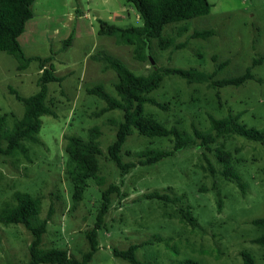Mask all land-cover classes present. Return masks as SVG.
Listing matches in <instances>:
<instances>
[{
    "label": "rangeland",
    "instance_id": "rangeland-1",
    "mask_svg": "<svg viewBox=\"0 0 264 264\" xmlns=\"http://www.w3.org/2000/svg\"><path fill=\"white\" fill-rule=\"evenodd\" d=\"M208 1L212 5L208 15L166 26L163 38L172 41L170 47L163 49L152 40L151 48L140 54L135 45L99 35V21L119 27L143 25L134 5L126 0H37L33 4V19L20 38L21 47L26 57H51L47 67L54 65L63 81L48 85L45 105L55 116L41 117L38 141H23V152L0 155V214L15 206L16 192L37 199L40 218L51 213L42 249H63L81 260L90 250L86 234L95 227L102 193L114 185L119 191L110 195V208L98 231L99 249L89 264H129L112 250L146 242L151 244L142 246L137 257L149 264L186 260L244 264L243 253L264 264V242H259L264 228L253 224L264 219V145L229 134L219 136L207 151L199 148L200 141L193 135V128L209 132L210 116L232 115L247 129H264V0ZM196 31L214 34L193 38ZM106 56L121 61L137 76L166 69L211 74L209 82L167 75L149 96L165 109L145 105L146 115L167 128H179L195 144L155 164L137 165L122 177L108 148L116 139L123 111L99 116L106 103L87 92L102 84L119 99L114 88L117 75L106 65ZM19 67L14 57L0 52V117L6 130L25 111L11 90L23 98L39 91V62ZM248 69L254 78L241 86L212 83L237 78ZM94 128L99 130L93 140L101 149L99 176L105 183L89 180L82 201L76 203L67 175L66 139L75 136L88 142ZM172 147L170 137L148 138L134 131L120 155L124 163H139L147 151ZM217 149L231 154L234 178L224 175ZM206 157L216 170L214 175ZM155 193L171 199L148 198ZM32 239L23 225L0 222V264H27Z\"/></svg>",
    "mask_w": 264,
    "mask_h": 264
},
{
    "label": "trees",
    "instance_id": "trees-1",
    "mask_svg": "<svg viewBox=\"0 0 264 264\" xmlns=\"http://www.w3.org/2000/svg\"><path fill=\"white\" fill-rule=\"evenodd\" d=\"M36 1L0 0V52H5L14 57L20 64V69H24L30 63L37 61L41 70V76L38 80L39 91L36 94L23 98L11 90L15 98L24 105L25 111L23 117L14 124L11 130H6L4 118L0 117V155H13L16 152H23V141H38L37 135L42 127L41 117L45 115L55 116L50 108L45 105L47 89L50 83H62L63 80L56 75L54 65L51 64L47 67V64L52 61L51 57L44 59L26 57L20 43L27 23L33 19L32 6ZM126 2L134 5L143 25L141 27H119L99 21V35L117 37L122 43L135 45L139 54L145 53L151 48L152 40H158L163 49L170 47L172 41L163 38L166 26L208 15L212 7L208 0H126ZM213 34V31H196L192 37L205 39ZM68 45L70 44L65 43V46ZM104 60L106 65L111 67L117 75L118 81L114 88L119 99L111 96L102 84L87 89V92L106 103V107L98 113L99 116L112 110L123 111V121L118 124L116 139L108 148V155L116 163L122 177L137 165L155 164L195 144L193 138L179 128L175 126L167 128L155 118L146 115L145 105L151 104L165 109V105L149 96L161 86L164 77L167 75H178L189 82H209L212 79L211 74L196 69H166L154 71L148 76H137L117 59L106 56ZM253 78L254 76L248 69L244 75L237 78L223 79L212 83L215 87H238ZM209 120V132L204 133L193 128L194 137L200 141L199 148L209 151L219 136L229 134L240 135L264 145V129L261 131L247 129L238 122L239 117L228 115L225 118L216 119L210 116ZM134 131L148 138L170 137L173 147L170 151H147L143 155L144 159L140 160L139 163H124L120 154L127 138ZM90 133L88 142L75 136H69L66 139L64 152L67 158V175L73 185L72 200L76 203L82 201L84 193L89 187V180H95L99 185L105 183V179L99 176L98 156L101 155V149L93 140L94 136L99 134V130L94 128ZM3 142L6 143L5 148ZM216 154L218 162L225 167L224 175L227 178H234L231 170V154L223 149H217ZM206 161L210 172L214 175L216 173L215 168L207 157ZM118 191V186L111 185L102 193V204L96 217L95 227L86 234L90 250L83 255L81 260L71 257L63 249H42V238L47 232L51 213L48 218L41 219L39 201L28 193L16 192L14 194L16 204L0 214V222L5 225H23L31 233L33 239L29 245L27 264H89L99 249L98 231L103 227L104 217L109 211L110 195ZM148 198L166 202L171 199L166 195L157 193L148 196ZM192 221L190 219V222ZM253 224L264 228V219H257L253 221ZM259 242H264V238ZM150 244L146 242L140 245H132L127 250L113 249L112 254L129 264H149L139 260L137 252L142 246ZM242 256L244 264H256L251 255L243 253ZM182 264L198 263L186 260Z\"/></svg>",
    "mask_w": 264,
    "mask_h": 264
},
{
    "label": "crops",
    "instance_id": "crops-1",
    "mask_svg": "<svg viewBox=\"0 0 264 264\" xmlns=\"http://www.w3.org/2000/svg\"><path fill=\"white\" fill-rule=\"evenodd\" d=\"M128 4H129V3H128ZM76 17H79V18H81V16H80V15H79V16H76ZM138 17H139V16H138ZM31 20H32V19H31ZM31 20H30V21H31ZM30 21H29V22H30ZM29 22H28V23H29ZM28 23H27V24H28ZM26 27H27V26H26ZM20 43H21V42H20ZM94 47H95V46H94Z\"/></svg>",
    "mask_w": 264,
    "mask_h": 264
}]
</instances>
